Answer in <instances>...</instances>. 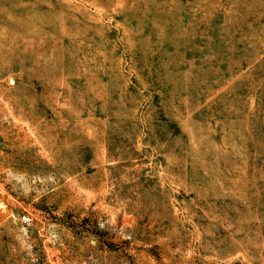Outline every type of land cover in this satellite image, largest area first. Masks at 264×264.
Listing matches in <instances>:
<instances>
[{"label": "rangeland", "instance_id": "374dc122", "mask_svg": "<svg viewBox=\"0 0 264 264\" xmlns=\"http://www.w3.org/2000/svg\"><path fill=\"white\" fill-rule=\"evenodd\" d=\"M0 264H264V0H0Z\"/></svg>", "mask_w": 264, "mask_h": 264}, {"label": "built area", "instance_id": "2783aa9c", "mask_svg": "<svg viewBox=\"0 0 264 264\" xmlns=\"http://www.w3.org/2000/svg\"><path fill=\"white\" fill-rule=\"evenodd\" d=\"M21 219H22L23 221H26L28 218H27L26 215H23V216H21Z\"/></svg>", "mask_w": 264, "mask_h": 264}]
</instances>
